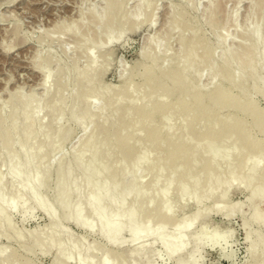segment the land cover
I'll return each mask as SVG.
<instances>
[{"label": "bare ground", "instance_id": "bare-ground-1", "mask_svg": "<svg viewBox=\"0 0 264 264\" xmlns=\"http://www.w3.org/2000/svg\"><path fill=\"white\" fill-rule=\"evenodd\" d=\"M103 1L100 13L55 30L57 41L69 34L85 47L72 65L52 56L37 62L40 96L16 89L7 96L11 109L0 106V237L8 241L0 264H37V252L52 253L50 264H140L155 243L187 264L211 213L239 214L245 264H264V0H249L239 24L224 0L209 1L200 18L217 34L219 53L189 15L195 0H180L113 86L104 81L107 47L152 25L155 0H138L131 11L129 0ZM77 130L83 136L68 152ZM234 188L246 192L248 208L227 202ZM34 208L46 225L13 226L15 210ZM66 223L101 241L72 236Z\"/></svg>", "mask_w": 264, "mask_h": 264}, {"label": "rangeland", "instance_id": "rangeland-1", "mask_svg": "<svg viewBox=\"0 0 264 264\" xmlns=\"http://www.w3.org/2000/svg\"><path fill=\"white\" fill-rule=\"evenodd\" d=\"M195 1L196 4L191 2V4H193L192 9L189 7L191 6L190 4L188 6L190 9H188V12L192 13L189 15L190 17L194 16L193 18L203 17L205 12H203V10L207 8L206 6L210 0ZM179 2L180 0H155V11L152 25H148L146 22L145 25L141 23L137 29L134 28L136 30L135 32L133 28V31L131 30L132 32L130 31V33L128 32L129 30H127V34L124 33V36L119 38V41L114 42L107 47L113 50L111 56H116L110 58L108 64L110 68L107 67L104 73V81L107 86L108 84L113 86L120 82V78L118 77L119 69L125 65H129V63L138 58L139 51L147 45L148 38L151 35L153 36L159 33L164 27L169 15L170 7L179 4ZM137 3L138 0H129L127 8H131V11L135 8ZM223 3H225L224 8L227 9L226 12H231L233 14V17L236 20L235 22L238 24L243 22V19L247 14L249 0H224ZM103 5V0H0V106L3 107V112H7L11 109L12 104L7 101V96L10 92L16 89H20L25 95L34 93L36 96H40L42 93L40 87L42 76L35 67L37 62L42 60L45 61L46 58L52 56L51 58L54 62L55 59L58 60V58H60V61L61 63L63 62L62 64H64V66L72 65L73 62H70L71 58L73 56L75 57L76 54L85 47H75L76 38L69 34L62 35L61 41H57V32L55 30L61 27V25H69L71 21L74 22L80 19L81 16H85L90 10L100 13ZM199 14L202 15L200 16ZM200 21H203L202 18H200ZM203 22L202 28H205L204 31L208 33V36L210 35L209 38L212 45L214 47L217 46V44L215 45V41H217L215 37L217 34L213 36L215 33L209 31V27L206 24H203ZM138 29H140L139 32L137 31ZM229 29L231 30L229 32L231 35L229 36L232 38L233 27L231 26ZM48 34L53 40H48ZM43 35H48V37H46L47 39L44 38V40H40V37ZM229 38L226 42L227 45L230 42L229 40H232ZM175 43L177 44L175 40H170V53L177 50L178 45H175ZM218 46L215 47V50L218 48L217 52L219 53L220 47ZM4 47L7 48L4 50ZM82 52L84 51L82 50ZM35 53L39 54L40 57L38 59L34 57ZM100 55V52H98L96 56L97 58L99 57L102 59V56ZM83 58L84 59L80 58V60H78V67L80 68L87 65L86 58ZM69 62L71 65H69ZM53 66H55L54 63L51 64L50 69L53 70ZM205 74L203 77L209 79V76ZM203 77L201 80L202 82H204ZM205 81L207 82V79ZM260 104L264 106V99H260ZM77 131L72 137L73 141L71 140L66 146V151L68 152L72 149L73 143L77 139L76 137L80 139V136H83V133L81 134L80 130ZM77 142L78 140L75 143ZM75 143L74 145H76ZM68 148L71 149L69 150ZM232 190L228 196L227 202L234 203L243 201L248 208L250 203L246 199V192L240 189ZM261 203L259 204V207L260 209H264V202ZM245 205L242 207V210L247 212L248 209L245 208ZM47 222L48 219L43 212L37 208L28 210L24 213V216L20 210H15L12 214V224L15 223L16 226L15 224L13 226L18 229H21L22 227L23 230H28L34 227H42L46 225ZM66 226L67 229L69 227L68 231L72 236L84 238L87 243L101 241L100 236L96 232L87 233L73 223H66ZM216 230L217 232H215ZM203 233L204 235L198 240L195 249L184 255V257L188 259L187 264L246 263L247 243L244 238L245 230L242 228V220L239 214L222 216L219 213H217V215L211 213L208 217ZM212 235L217 236L215 241L209 240L208 237ZM149 238L150 237H147V241H150ZM7 244L8 241L5 238L0 237V246ZM11 245L14 246L15 243H11ZM130 247L131 246L128 244L124 246L125 249ZM153 249L154 250L149 257L140 264H175L172 259H169L168 256L161 251L158 243L153 245ZM52 255V253L41 254L37 252L33 254L32 257H35L34 260L37 261V264H50ZM72 260H70L69 264H77L74 259Z\"/></svg>", "mask_w": 264, "mask_h": 264}]
</instances>
